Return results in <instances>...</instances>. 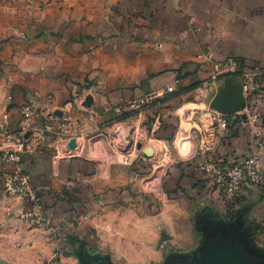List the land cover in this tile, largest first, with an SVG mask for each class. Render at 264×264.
Returning <instances> with one entry per match:
<instances>
[{"label":"crops","instance_id":"crops-1","mask_svg":"<svg viewBox=\"0 0 264 264\" xmlns=\"http://www.w3.org/2000/svg\"><path fill=\"white\" fill-rule=\"evenodd\" d=\"M0 10L10 13L8 21L0 14V93L7 91L5 104H13L5 111L11 125H17L24 109L31 116L22 165L41 197L44 217L40 221L21 216L22 211L30 213L31 207L4 195L2 174L10 166L0 159V264H82L70 249L96 246L114 249L122 263L126 259L132 264H167L164 254L169 250H161L165 246L158 240L165 214L152 222L149 219V227L138 208L133 226L126 224L128 218L120 219L124 235L118 238L108 234L112 221L101 230L96 229V219L93 225L74 223L78 201L94 196L60 194L66 186L73 192L95 185L100 178L97 173H107L113 165L103 170L100 161L78 156L62 158L54 168L51 138L44 125L50 119L81 122L87 114L81 105L88 97L93 104L87 111V128L99 119L96 110L116 116L122 102L161 90L176 79L181 80L177 90L199 84L132 116L155 137L169 138L181 104L196 106L187 112L197 114L215 97L240 92L238 74L215 77V64L234 59L241 68L255 64L264 68V0H0ZM242 91L247 112L242 117L249 122L258 116L264 134V95L247 98ZM241 124L246 129L232 143L243 150L252 133L251 124ZM12 134L16 139L23 136L22 132ZM14 146V142L5 144L1 136L0 155ZM193 167L186 162L181 170L173 168L167 188L177 183L185 189L192 186ZM169 208L178 216L185 214L174 203ZM173 219L169 223L178 227ZM186 230L184 225L177 231ZM172 235L175 245L181 239ZM181 242L185 250L192 248L188 238ZM204 253L206 264H218L215 255Z\"/></svg>","mask_w":264,"mask_h":264},{"label":"rangeland","instance_id":"rangeland-1","mask_svg":"<svg viewBox=\"0 0 264 264\" xmlns=\"http://www.w3.org/2000/svg\"><path fill=\"white\" fill-rule=\"evenodd\" d=\"M0 14L8 21L10 17L8 11L0 10ZM6 92L1 90L0 93V123L5 111L13 106L10 103L5 104ZM212 103L196 110L197 114L187 112L189 108L194 111L196 106L185 107L181 104L175 110L178 119L176 129L173 135L164 140L155 137L151 132L148 135L141 131L140 127L144 126L138 118L120 119L122 116L118 114L113 116L110 112H107L109 114L106 117L107 113L96 110L99 119L87 128L89 123L87 116L90 115L87 111L92 105L86 106L84 102L81 108L86 109L84 110L87 113L86 119H81V122L73 118L70 120L80 132L77 137L85 143L80 157H88L89 151L92 152L91 157L98 161L103 157L109 158L105 148L109 150V145L114 147L111 144L114 136L107 134L111 132L116 122L123 121L125 126L138 128L137 134H143V137L137 145V156L133 157L130 165L108 163L103 165V170L108 165L113 167L107 173L103 171L97 173L100 178H97L99 182L95 185L90 184L87 188L81 187L73 192L66 186L60 195L94 196L91 200L84 198L78 201L80 207L74 223L93 225L91 221L96 219L98 222L96 229L101 230L104 225L107 226L108 221H112L113 230L108 234L112 233L118 238L124 235L121 231L123 228L119 225L120 219L128 218L126 224L133 226L131 220L137 219L139 208L144 212L142 217L145 218V226L150 223L149 219L152 222V218L159 214L167 215L161 217L162 229L158 239L160 245L165 246L161 250H169L164 254L167 264H174L175 261L178 264H206L205 250L219 259L218 264H264V134L258 136L251 125L252 136L248 142L249 146L245 143L246 148L243 150L235 148L232 139L241 137L243 129H246L241 123L251 124L250 120L249 122L247 119L244 120L241 114L245 112L243 110L225 115L212 107ZM128 113L129 111L124 114ZM223 118L231 120L232 126L226 131L219 128V120ZM26 125L27 122L22 117L17 121V125L10 126L13 133H23L21 137L24 140V149L27 147L25 134H29L28 131L32 129ZM16 126L18 127L15 128ZM99 133H104L106 138L97 137L88 147L90 137L94 134L98 136ZM96 141H101L95 147L101 154L93 152V142ZM186 162H192L194 165L192 169L194 184L185 189L177 183L169 190L168 177L173 168L181 170L180 167ZM252 164L256 166V175L252 174L250 168ZM3 193L7 195L4 186ZM172 203L183 208L184 216L170 212L169 205ZM169 218H174L173 221L178 227L173 226L174 223H169ZM184 225L187 226V230L183 233L178 232L177 230ZM169 230L181 240L188 238L193 242L192 248L185 250V244L179 239L172 245L174 237ZM196 246L198 248L194 250ZM72 251L76 252V256H80L82 264H132L126 259L122 263L121 257L110 248L81 247L70 249L68 252L72 254ZM190 252L192 253L189 254ZM182 254L186 256L177 258ZM221 260L223 263L219 262Z\"/></svg>","mask_w":264,"mask_h":264},{"label":"built area","instance_id":"built-area-1","mask_svg":"<svg viewBox=\"0 0 264 264\" xmlns=\"http://www.w3.org/2000/svg\"><path fill=\"white\" fill-rule=\"evenodd\" d=\"M215 77L217 74L230 73L234 72L238 74L242 82V87L246 93L247 98H251L255 95L263 96L264 95V68L259 65H246L244 68L239 66L234 59H229L223 63L215 64L214 66ZM181 83L180 79H176L173 84L168 85L167 87L153 92L149 95L143 97L131 99L125 103H122L117 109L116 113L121 116L125 112H135V115H142L146 113L154 103L161 101L167 98L169 95L177 91L176 86ZM22 116L27 122L26 126L32 127L30 124L31 116L27 112V109L22 111ZM226 117V116H225ZM69 119L63 121H57L50 119L44 125L43 131L49 135L51 138L50 148L54 151L53 155V166L56 168L58 166L59 160L67 157H78L80 152L84 150L85 143L82 139L77 137L80 132L76 126L70 122ZM258 116H253L250 120L251 125L253 126L254 132H257L258 136H262V127L257 124ZM29 122V124H28ZM25 123V122H24ZM24 123L22 124L23 130L25 129ZM11 122L8 113H5L3 119L0 123L1 136L6 143L14 142V147H6L3 149L1 159L7 165L10 166L8 171H5L3 174V186L5 193L11 199H18L19 201L26 203L31 207L30 213H25L22 211L21 216L32 217L33 219L44 220L43 216V205L41 197L38 191L33 187L31 182L30 175L24 170L22 165V153L24 152V140L22 137L15 138V135L11 131ZM230 126V121L228 118H223L219 120V128L223 131L228 130ZM141 131L149 135L147 128H141ZM138 128L125 126L123 121L116 122L112 128L111 132L107 134L108 136L113 135V141L109 145V150L105 148V152L109 155V158L103 157L99 160L103 165L105 164H123L130 165L132 163L133 157L137 156L138 142L141 141L143 134H137ZM142 132V133H143ZM72 135V136H69ZM97 137H104V133H99L98 136L95 134L90 137L88 140V147L90 142ZM77 140V142H75ZM74 142V143H73ZM101 143V141L93 142V152H99L95 149L96 144ZM168 143V142H166ZM89 158L91 157L92 152L87 151ZM113 160V162H109ZM105 167V166H104ZM252 169V174L256 175V166L252 164L250 166ZM241 172L239 173V175Z\"/></svg>","mask_w":264,"mask_h":264},{"label":"water","instance_id":"water-1","mask_svg":"<svg viewBox=\"0 0 264 264\" xmlns=\"http://www.w3.org/2000/svg\"><path fill=\"white\" fill-rule=\"evenodd\" d=\"M240 92L235 93L232 91L228 96L221 97L217 96L213 100L212 107L220 111L222 114L225 115H232L238 111H241L245 107V101L243 97L242 86L240 85ZM93 104V99L88 97L85 101L86 106H91ZM74 143V142H73ZM7 264V263H1Z\"/></svg>","mask_w":264,"mask_h":264},{"label":"trees","instance_id":"trees-1","mask_svg":"<svg viewBox=\"0 0 264 264\" xmlns=\"http://www.w3.org/2000/svg\"><path fill=\"white\" fill-rule=\"evenodd\" d=\"M198 86H200L199 84H196L194 86H190V87H182L180 90H177L176 92H174L173 94L169 95L167 98L161 100V101H157V104H165L166 102H168L169 100L176 98L177 96H181L184 95L196 88H198ZM155 104V103H154ZM135 112H129L127 115L123 114L121 115L122 117H120V119H127L128 117H132L133 115H135Z\"/></svg>","mask_w":264,"mask_h":264}]
</instances>
